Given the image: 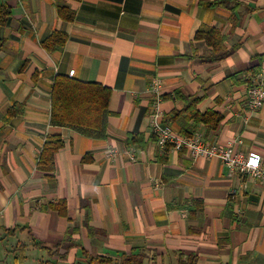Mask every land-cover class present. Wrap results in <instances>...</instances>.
I'll return each instance as SVG.
<instances>
[{
	"label": "crops",
	"instance_id": "crops-1",
	"mask_svg": "<svg viewBox=\"0 0 264 264\" xmlns=\"http://www.w3.org/2000/svg\"><path fill=\"white\" fill-rule=\"evenodd\" d=\"M214 1L0 0L10 9L0 27V264L136 255L140 264L188 255L196 264H264V182L218 159L161 151L150 131L157 84L175 134L257 151L264 171V100L256 111L246 106L252 80L264 89V0ZM200 27L236 49L200 62L192 55L211 51L194 39ZM56 31L64 45L47 53L42 43ZM57 76L111 90L103 138L50 125ZM209 111L221 117L214 129L190 118ZM48 136L63 143L52 179L37 168Z\"/></svg>",
	"mask_w": 264,
	"mask_h": 264
},
{
	"label": "trees",
	"instance_id": "trees-1",
	"mask_svg": "<svg viewBox=\"0 0 264 264\" xmlns=\"http://www.w3.org/2000/svg\"><path fill=\"white\" fill-rule=\"evenodd\" d=\"M229 2V0H216L211 5L228 7ZM58 14L63 20L71 21L73 19V13L64 7H58ZM9 15V7L0 6V27L5 24ZM65 39L64 33L53 32L42 43V47L47 53H50L61 48ZM194 39L203 40L211 48L208 54L197 56L194 53L192 55L204 63L219 62L236 49L233 47L227 50L224 46L225 37L213 27H200L196 31ZM1 47L2 42L0 41V49ZM110 96L111 90L101 85L82 83L64 76H57L50 96V125L71 129L84 137L101 139L105 136L107 119L111 115ZM10 114H13V109ZM190 118L196 123L206 124L210 129L216 128L221 121V117L212 111L206 112L204 115L192 113ZM62 146L63 143L58 136H48L43 144L37 168L44 171L49 179L53 177L54 155ZM56 204L60 208H64L63 201H57ZM136 256L122 257L119 263H112L110 259L104 258L92 259L91 262L95 260L100 264H140V261L136 262ZM180 264H196L195 255H188L187 260H180Z\"/></svg>",
	"mask_w": 264,
	"mask_h": 264
},
{
	"label": "built area",
	"instance_id": "built-area-1",
	"mask_svg": "<svg viewBox=\"0 0 264 264\" xmlns=\"http://www.w3.org/2000/svg\"><path fill=\"white\" fill-rule=\"evenodd\" d=\"M74 71L68 73L72 77ZM251 86L248 88L246 106L250 111L258 110L264 100V89L258 80H252ZM152 96V110L149 115V124L151 134L156 139V144L161 151L167 146H172L176 151L185 150L192 158L218 159L231 170H237L243 175H247L253 179H259L264 182V171L261 169V155L257 151H250L247 155L234 153L231 146H221L217 144H209L203 140L198 134L179 135L175 134L171 128L163 122V114L160 109V103L163 99L161 89L154 84L150 89ZM135 160L133 156H130ZM235 191L230 193L234 197Z\"/></svg>",
	"mask_w": 264,
	"mask_h": 264
}]
</instances>
